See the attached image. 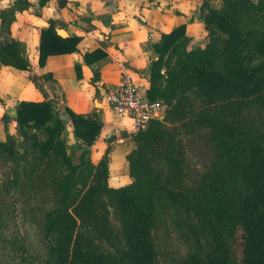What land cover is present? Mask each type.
<instances>
[{
	"label": "trees",
	"instance_id": "trees-1",
	"mask_svg": "<svg viewBox=\"0 0 264 264\" xmlns=\"http://www.w3.org/2000/svg\"><path fill=\"white\" fill-rule=\"evenodd\" d=\"M49 1L40 0V8ZM32 7L13 0L0 8L1 66L31 69L11 27ZM201 13L204 48L189 49L186 25L153 45L148 96L165 103V119L134 133L136 147L126 156L131 183L121 188L109 184L110 147L99 163L91 157L100 116L65 109L84 147L76 164L64 119L32 79L44 100L22 102L17 138L0 141V161L11 171L6 183L0 177V264H264V0H223L220 9L204 2ZM80 42L62 38L51 20L41 32L40 67L51 56L77 53ZM106 56L98 49L84 62ZM76 71L82 78L80 66ZM191 137L210 153L201 168L190 163ZM12 199L32 237L22 260L21 249L5 241ZM162 209L185 247L166 263L157 244Z\"/></svg>",
	"mask_w": 264,
	"mask_h": 264
},
{
	"label": "crops",
	"instance_id": "crops-1",
	"mask_svg": "<svg viewBox=\"0 0 264 264\" xmlns=\"http://www.w3.org/2000/svg\"><path fill=\"white\" fill-rule=\"evenodd\" d=\"M30 1L33 7L17 15L11 37L20 43L22 56L31 64V69L20 71L0 65V141H6L9 135L17 138V111L22 102L44 100L32 80L35 78L55 102L59 113L68 108L75 114L100 116L104 125L91 148L92 160L99 163L110 147V186L121 188L130 184L126 156L136 147L135 132L131 120L111 113L106 101L108 91L116 88L121 79L113 60L121 57L134 80L150 89L148 73L156 60L153 45L161 40L162 34L186 25L191 39L189 49L206 46L208 33L199 14L203 3L209 0H67L63 9L57 0H50L43 8L39 6L40 0ZM9 2L0 0V8L8 7ZM211 4L217 9L221 7L214 6L213 0ZM51 20L57 22L58 33L64 30L68 37H79L81 42L77 53L51 56L47 66L41 68V32L49 27ZM60 25L65 28L61 29ZM98 49L106 58L86 65L84 56ZM77 65L81 67L80 79ZM95 74L98 76L93 82ZM66 127L68 147L73 145L81 155L84 147L75 137L70 120ZM109 139H112L110 144Z\"/></svg>",
	"mask_w": 264,
	"mask_h": 264
},
{
	"label": "rangeland",
	"instance_id": "rangeland-1",
	"mask_svg": "<svg viewBox=\"0 0 264 264\" xmlns=\"http://www.w3.org/2000/svg\"><path fill=\"white\" fill-rule=\"evenodd\" d=\"M9 3L10 4L13 3V0H10ZM36 3H38V0ZM208 3L211 6H213L211 4L212 0H209ZM213 4L214 6L220 5L222 7L223 0H213ZM199 15L201 17L202 13ZM208 42L209 40L207 36L206 43L208 44ZM189 48H191V46H189ZM41 87L43 86L41 85ZM59 115L63 117L65 123L67 124L69 118L67 116H64L65 111L63 110L60 111ZM65 138L67 140V145H68L69 141H68L67 133H66ZM186 143L188 147V153L190 154L191 165L193 167L201 168L202 165L208 162V159L210 156L209 150L207 149L203 141L199 139V137H191L186 140ZM68 151L73 157L74 162L78 164L79 159H80L79 150H76L75 147L71 145L70 147H68ZM0 177L3 183H6L8 178L11 177V171L9 170V166L3 164L1 161H0ZM15 201L16 200H13V199L11 200V203H13V207L10 213L8 214V218L6 219L5 224H4L5 241L9 247L10 246L14 247L15 250L17 249L18 251L21 249L18 254L20 255L19 259L22 260V254H23L22 248L25 245L26 248L29 250V243H30L29 241L32 239V237L30 234L31 232L29 230V227L25 224L23 210L20 204L16 203ZM166 217L167 216L164 214L163 209H162V215H161L162 222L159 223V228H158V233H157V244L159 248L161 249L160 251L162 252L163 257L165 258L164 259L165 263L178 259L182 255V251L185 250L184 242L182 241V239L180 238L178 234L176 223L174 222L172 217H171V222Z\"/></svg>",
	"mask_w": 264,
	"mask_h": 264
},
{
	"label": "built area",
	"instance_id": "built-area-1",
	"mask_svg": "<svg viewBox=\"0 0 264 264\" xmlns=\"http://www.w3.org/2000/svg\"><path fill=\"white\" fill-rule=\"evenodd\" d=\"M113 63L121 79L118 86L106 95L110 112L131 120L135 133L146 130L153 121L162 120L166 112L165 103L149 99V88L134 80L133 73L121 57H115Z\"/></svg>",
	"mask_w": 264,
	"mask_h": 264
},
{
	"label": "water",
	"instance_id": "water-1",
	"mask_svg": "<svg viewBox=\"0 0 264 264\" xmlns=\"http://www.w3.org/2000/svg\"><path fill=\"white\" fill-rule=\"evenodd\" d=\"M62 38H67L68 37V34L64 31V30H61L59 33H58ZM165 119V116H163L162 118V121Z\"/></svg>",
	"mask_w": 264,
	"mask_h": 264
}]
</instances>
